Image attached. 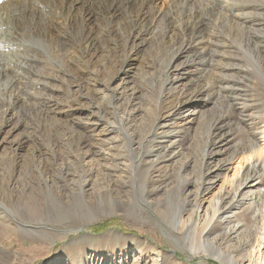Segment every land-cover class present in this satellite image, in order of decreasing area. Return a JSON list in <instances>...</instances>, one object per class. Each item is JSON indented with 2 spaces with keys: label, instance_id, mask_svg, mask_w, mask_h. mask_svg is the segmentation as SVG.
<instances>
[{
  "label": "rangeland",
  "instance_id": "rangeland-1",
  "mask_svg": "<svg viewBox=\"0 0 264 264\" xmlns=\"http://www.w3.org/2000/svg\"><path fill=\"white\" fill-rule=\"evenodd\" d=\"M164 1L160 0L158 4L161 6ZM197 1L196 6L182 5L178 13H181V18V15H185L190 10L200 12L207 20L205 26L202 27L205 30V38L209 40L210 36H213V39L215 38V47L211 46L208 48L211 50H207L206 52L199 51V53H196V56L193 54L190 58L186 57L174 62L175 57H172L173 54L168 52L165 55L166 51L164 49L168 48L169 45L167 46V44L171 42L175 44L177 40L178 43L175 44L176 48L183 42L184 38L181 37L182 31L180 28L174 30V28L168 26V23L163 22V25H159L154 33L147 37V43L133 55L135 61L123 80L112 85L113 90L118 94L122 93L125 102H129V126L123 127L121 121V123L115 126L120 131L122 139H125L122 141L125 147H118L120 142H117L119 138L116 133L108 137L106 133L103 134L101 127L95 128L83 134L85 137L81 139L82 150L78 154H81L82 158L85 157V159L78 162L76 149L80 147H77L74 143L75 140L69 139L73 132L68 131L65 125L57 123L54 118V110L52 111V109L47 108L41 102L43 97L37 95V98L41 97L39 100L40 104L38 99L35 98L36 95L33 96L35 99L32 96H24V100H22L24 102L20 101L14 107L12 101H8L9 95L4 93L6 86L12 84L13 80L11 81L9 77H3L2 80V76H0V81H2L0 82V127L5 119L9 122L13 121V126H16L17 123L21 125L20 129L14 134L12 125L6 128L5 133L8 132V134H4L0 140H6L7 142L23 137L24 140L27 139V144L25 151H20L21 154L25 155L29 148L31 149L35 146L42 160L45 157L49 159L46 161L48 163L45 162V172H43L42 177L28 181L27 175L29 172L27 170L23 172V168L19 167L15 171V174H11L12 178L10 180L7 179L4 182V180L0 179V190H2L0 191V217L5 226L9 228L15 227V231L0 229V231H5L9 234L6 235V239L0 238V264H136L137 262L140 264H152L154 261L157 264H229L226 259H220L215 254L210 256L189 252L191 238L188 240L185 235L186 233H180L170 225L174 212L180 211L181 214L184 213L185 218L196 203V193L200 183L199 178L202 175V171L205 170L203 169L202 162H205V155L208 150L214 149L215 152L219 151L222 154L227 147L225 142L228 140H230L229 146L231 147L240 143L246 137V132L242 129L241 121L248 117H252L253 119L259 111L258 105L262 104L264 108V45H261L264 41V25L261 26L262 29H257L260 28L258 23H254L255 26L252 27L256 30L254 34L255 42L260 43L257 46H261L262 49L259 50L260 47L256 49V45L252 49H248L246 44L248 43V39L246 36L243 37L245 35L243 31L251 25L252 20L259 19L264 23V0H231L229 2L231 3L229 4L231 17L228 15L229 17H225L226 19L219 17L222 12L208 10L207 5L211 0ZM236 6L237 8L242 7L239 9V12ZM257 9L258 11H256ZM242 10L244 14L241 18L245 17V21L241 18V21L234 18V14H241ZM125 21H120L122 23L118 26V30L120 31L109 36V39L107 35L99 34L101 37L105 36L107 42L101 43L102 47L95 58V61L98 63L95 72L97 70H103L104 72L105 68L100 63L108 62L109 55L116 58L119 63L123 62L124 59L128 60V54L122 53L121 45L124 39L118 37L123 29L131 27L129 21ZM91 26L94 27L95 23L92 22ZM109 26L111 30L113 26ZM212 32L213 35H211ZM235 32L237 33L235 34ZM73 42H76L75 38ZM26 44L29 47L28 55L36 57H42L43 55L42 58L45 56L44 59L48 64L61 72L63 71L62 73L66 78L71 76L67 71L65 73L62 60L53 55L50 57V54L53 53L52 48L41 39L27 41ZM98 46L100 47V45ZM225 46L227 49L224 48ZM111 49H114L113 53ZM33 50L35 54L32 53ZM256 51L259 54L261 52V54L259 55ZM20 56L14 55L12 58H2L0 67H8L10 62L19 60ZM47 58L50 62H48ZM194 58L200 64L198 68L205 69L204 71L198 73L195 69H177L178 65L181 67L187 65ZM234 65L238 68H235ZM229 66L232 67L229 68ZM169 71H176L175 73L178 72L183 77H187V81L182 83L185 84L184 86L189 93L190 91L201 90L202 87H205L204 90L208 92L206 99L208 101L211 100V102H195L193 104L195 114L190 115L187 112L185 113L186 116L179 115L178 110L181 108L179 102L182 99V101H185L186 96L182 95V91L177 92L180 89L174 91L166 89L165 73ZM102 82L107 84L106 77L102 79ZM64 84L67 86L66 83ZM60 86L62 84H59L58 87ZM217 86L219 88L222 87V89H219ZM78 90L79 87L74 85L72 87L73 95L70 96L69 93L67 94L60 89L62 95L60 93L61 96L59 97H57L59 94L54 95V104L58 103L60 105L63 103L62 105H66L67 102L71 101V98L74 99ZM84 94L89 95L86 90ZM68 97H70L69 101ZM84 98L81 97L83 100L82 104L88 102L86 107L91 109V115L87 117L86 114H83L81 118L84 120L80 123L88 126H93L92 123H96V121L100 122V124L111 122L112 116L110 115V111L114 105L118 107L120 104L115 103L112 105L110 103L106 109L101 107L103 110H97L98 102L92 100L90 102V98L88 97L86 100V96ZM121 102L125 104V102ZM8 109H13L11 110V115H9L11 111L6 113ZM161 116L169 117L170 119L165 122L164 127L168 126L167 129H169L170 127L180 126V124L183 125L184 123L183 129L185 132L183 131L179 151H176L177 153L179 152V156L165 158L164 152H161L159 155L160 160L157 162L154 161V158L146 155L145 151L148 152L156 149V144L160 142L159 137L155 136L162 132L158 130ZM185 117L186 120L182 121V118ZM222 117L226 118L224 123L219 125L222 128L221 130L217 129V127L216 130L209 129L210 124L215 122L216 125L217 119H222ZM208 120H210V124L206 122ZM127 130L128 132L125 133L124 131ZM127 134L133 137L130 138ZM220 139L222 140L221 143ZM139 143L141 146H139ZM128 145L130 147H127ZM132 149L134 152H132ZM10 152H12L10 147L6 145L0 148V174L2 173L0 178L3 177V179L4 175H8V170H6L8 167L5 162ZM199 154H202L203 158ZM218 154L208 162V166L213 169L216 168L218 161L222 158ZM134 155L137 157V160ZM121 163L131 165V171L129 172V169L125 166H120ZM82 166L83 171L87 172L85 179L90 182L91 192L100 186L120 192L123 197H121L122 201L129 205V207L111 214V202L108 196L106 197L107 201L104 199L106 206L101 210L97 206L99 203L96 199L97 197L90 200L87 204L88 207L86 205L82 207L81 201H74L72 193L68 196L67 194L72 188L78 190V186L73 184V181L77 180H74L73 177H76L75 175L82 169ZM233 173L234 171L230 175H233ZM260 176L263 182L264 172ZM60 177H67L69 181L66 180L67 182H65ZM93 186L94 190L92 189ZM34 188L36 189L34 190ZM49 188L56 191L60 190L64 194L66 193L68 198L63 197L62 206L60 202L52 197ZM3 190L7 192L5 197ZM76 194L78 195V193ZM31 197L33 198L30 199ZM112 198H116V196L113 195ZM35 201H38L39 204ZM70 203L71 205H69ZM166 203L170 204L169 209H166V206H164ZM249 208L248 206H243L241 209H235L231 212L228 219H223L224 223L221 221L222 219H219L215 223L214 234L211 238L216 237L220 232L227 231L228 233V229L231 230L234 227L240 226L239 233H241V236L233 234L234 236H231L232 240L230 244L228 242L226 246L234 245L237 241H244L245 236L254 231L253 226L255 227L256 224L254 209ZM106 226L108 227L107 230H110L108 232L106 230V233L101 235L103 232L100 229ZM86 232L92 234L84 235ZM114 232L123 236L121 237ZM126 236L128 238L132 236L137 237L146 244L143 248H135V246L128 243ZM251 250L252 248L244 247L237 249L235 252L246 257L244 264H250L249 255ZM256 259V256H253L251 264H255Z\"/></svg>",
  "mask_w": 264,
  "mask_h": 264
},
{
  "label": "bare ground",
  "instance_id": "bare-ground-1",
  "mask_svg": "<svg viewBox=\"0 0 264 264\" xmlns=\"http://www.w3.org/2000/svg\"><path fill=\"white\" fill-rule=\"evenodd\" d=\"M159 1L160 0H5L0 4V61L3 60L4 58L5 59L12 58L14 55L17 56L21 55L19 60L17 59L14 60L15 62H10L8 67H2V66L0 67V76H2V80L3 77L5 78L9 77L11 81L13 80L12 84L6 86V89L4 91V93L9 95L8 101L11 100L12 104H14L15 107L20 103V101L24 100V96L33 97L36 95L35 98H37V95L39 96L41 95L43 97L41 102L45 104L47 108L52 109V111L54 110L55 112L54 118L56 119L57 123L65 125L68 131L73 132L72 135H70L69 139L75 140L74 143L77 145V147H80V148L76 147L78 162L83 161L85 159V157L82 158L81 154L80 155L78 154V152L80 153V150H82L81 139L85 137L83 136V134L95 128L101 127L103 134L106 133L108 137L116 133L117 137L119 138L117 142L119 141L121 144V145L118 144V147L119 146L125 147V145H123L122 142L125 139H122L120 135L121 133H119L120 131H118L115 128V126L116 124H119L121 122L123 123L122 124L123 127L129 126L130 124L129 102H125L124 95L122 93L118 94L117 92H115L112 88V85L117 84L119 81L123 80L127 71H129V68H131L132 63L135 61L133 55H135V53L139 51L140 48L147 43V37L153 34L154 31L159 27V25H163L164 24L163 22L168 23V26L174 28V30L176 28H180V30L182 31L181 37L184 38L183 42H181V44L175 48L176 46L175 44L178 43L176 40L175 44L172 42L170 44H167V46L169 45L168 46L169 49L167 47L166 50L164 49V51H166L165 55L168 52H171L173 54L172 57H175L174 62H176L178 59L181 60L186 57L190 58V56H192L193 54H195L196 56V53L197 52L199 53V51L206 52L207 50H211L208 49L211 46L215 47L214 45L215 38L213 39V36H210L209 40L205 38L206 36V34L204 33L205 30H203L202 27L205 26L207 20L203 17L202 14H200V12H198L197 10L195 11L190 10L187 11L185 15H181L182 16L181 18H180L181 13L180 14L178 13L182 5L186 4L189 6H196L198 3L197 0H165L161 6L158 4ZM230 1L231 0H211L207 5V8L208 10H213L214 12H222L220 14L221 16L219 17L226 19L225 17L230 15V5H229L231 4L229 3ZM237 6L236 9H238L239 12V9H241L242 7L237 8ZM256 11H258V9ZM243 14L244 11L242 10L241 14H234V18L238 20L241 17H243ZM241 19L242 20L244 19L245 21V17ZM121 20H126V21L128 20L131 25L130 28H125V30L123 29L118 36L121 37V39H124V42H122L121 45L122 53L123 52L127 53L129 58L128 60L124 59L123 62L119 63L118 60H116V58H113L111 55H109L108 62L100 63L105 68L104 72L103 70L102 71L97 70L96 73L95 70L96 67H98L97 66L98 63L95 61V58L96 56H98L97 53L99 49H101L102 47L101 43L107 42L106 37L102 36L104 37L102 38L100 35L101 34L107 35L109 39V36H112V34H114L115 32L118 33L120 31L118 30V26L122 24L120 23ZM92 22L95 23V26L94 27L91 26L92 27L91 28L90 25ZM254 23L256 24L258 23V26H260V28L257 29H262L261 26L264 25V23L259 19L252 20L251 25L248 28H245L246 30L243 31L245 34L243 35V37L246 36L248 39V43L245 42L247 44L248 49H252L256 45L255 48L257 49L260 47L259 48L260 50L262 49L261 46H257L260 43L255 42L256 40L254 34L256 30L252 28L255 26ZM125 24L127 25V23ZM109 25L113 26L111 30L109 29L110 27ZM235 25L237 24L235 23ZM173 33L175 32L173 31ZM236 33L237 32H235V34ZM211 35H213V32ZM74 38L76 42H73ZM38 39H41L43 42H45V44H48V46L52 48L53 53L50 54V57L51 55H53L54 57L62 60L65 73L67 71L71 75L69 78L65 77V75L62 73L63 71L61 72L60 70H57L56 68L48 64L44 59L45 56L44 58H42L43 55L41 57L40 53H39L40 57L28 55L29 47L26 46L27 41H33V40L35 41ZM180 40L182 41V39ZM238 42L240 41L238 40ZM98 45H100V47ZM261 45H264V41L261 43ZM224 48H226V46ZM32 53L35 54L34 50ZM115 53H117V51H115ZM48 62H50L49 59ZM198 66H200V64L194 58L191 59L187 65H183L182 67L178 65L177 69L180 70H184V68L186 69L189 68V70L195 69V71L198 73L205 70L198 68ZM230 67L232 66H229V68ZM234 67L238 68L235 65ZM175 72L174 71L171 72L169 71L166 73L164 72L166 74V80H165L167 83L166 89L173 91L176 89H180L177 92L182 91V95L186 96L185 101H182L183 100L182 99L179 102L181 107L178 110L179 115L186 116L185 113L187 112L190 115L195 114L193 110L195 107L193 104L195 102L202 103L208 101V99H206L208 92L207 90H204L205 87H202L203 89L201 88V90L200 89L196 91L194 90L192 92L190 91L189 93V91H187V88L184 86L185 84L182 83L184 81H187V77H183L180 73L178 72L175 73ZM105 77L107 79V84H104L102 82V79H104ZM64 83H66L67 86H65ZM59 84H62V86L58 87ZM74 85L79 87V90L77 94L74 96V99L71 98V101H69L70 97H68L69 102L65 101L67 102V104L65 103L66 105H62L63 103L60 105L58 103L54 104L53 101L55 100L54 95L59 94L60 89H62L67 94L69 93V95L71 96L73 95L72 87ZM197 86L199 85L197 84ZM217 87L219 88V86ZM210 88L212 89L213 87ZM219 89H222V87ZM85 90L88 91V94L90 96L84 94ZM60 94L57 95V97L62 95ZM84 96L87 97L86 100L89 97L90 102L92 100L100 104V105L97 104L98 106L96 107L97 110L106 109V107H108L110 103H112V105L115 103L118 104L120 103L118 107L114 105L112 110L110 111V115L112 116L111 122L108 123L104 122L100 124V122L96 121V123H92L93 126L81 124L80 122L84 120L83 118H81L83 114H86L87 117L91 115V109L86 107V104L88 102L82 104L83 100L81 99V97L85 99ZM37 99L39 101L41 97L40 98L38 97ZM121 101L125 102V104H122ZM208 102H211V100H209ZM101 107L103 109H101ZM258 109L259 111L257 112L256 116L253 117V119L252 117H248L241 121L242 129H244L246 132V137L243 140L241 139L242 141L240 143H237L234 146L232 144L233 147L229 146L230 140L227 141V139H225L227 141L225 142L227 146L226 149H224L225 147L223 148L224 151L223 153L221 152L222 154H220L219 151L218 152L216 151L217 153L220 154V157L222 158H220V160L218 159L219 160L218 164L214 169L208 166V162L214 159L217 153L214 151V149L208 150L207 154L205 155L206 160L205 162H202L203 169L205 170L202 171V175L199 178L200 183H199V189L196 193V203L193 205L192 210L185 218L183 215L184 213L181 214L180 211L179 212L176 211L173 214L172 217L173 220L171 221L170 226L180 233L181 232L183 234L186 233L185 235L187 236L188 240L191 238V246H189V250H190L189 252L191 253L199 254V255H210V256L212 254H215L220 259L223 260L226 259V261H228L229 264H244L246 257L240 255L235 251H237V249L239 248L242 249L244 247H248V248H252L250 255L247 253L250 257V264L252 262L253 256H256L257 258L255 264H264V186H263L264 181L262 182V178L260 176L262 172H264V108L262 107V104L258 105ZM11 110L10 109L6 110V113L10 112ZM11 113L12 111L10 112L9 115H11ZM169 117H164V116L160 117L161 120L158 125V130L162 132L156 134L155 136V137H159L160 139V142L156 144L157 146L156 149H152L148 152L145 151L146 155L154 158V161L157 162H159L160 160L159 155L161 154V152H164L165 158L168 157L174 158L176 157V155L179 156L178 154L179 152L177 153L176 151H179L178 149L181 146L182 135L185 132L183 129L184 123L183 125L180 124V126L182 125L181 127L174 126L167 129L168 126L164 127L165 126L164 124L165 122L170 120ZM225 118L223 117L222 119L218 118L216 125L215 122L214 123L211 122L212 124H210L209 123L210 120L206 122L210 124L209 129L212 128L216 130L217 127V129L221 130L222 128H220L221 126L219 125H222L224 123ZM184 120H186V117L182 118V121ZM12 122L13 121L9 122L7 121V119H5L4 123H2L0 127V139L4 134H8V132L5 133V131L6 128L10 127L11 125L14 129L13 134L20 129L21 125L19 123H17L16 126H13L14 124H12ZM124 132L127 133L128 130ZM127 136H130V138L133 137L128 134ZM26 140H24L23 137H20L17 140L15 138V140L7 141V142L6 140L5 141L0 140V148L3 145H6L10 147V150L12 151L10 152L9 156L6 157V162H5L8 167V169H6L8 170L7 173L8 175L6 176L4 175V179L3 177L0 178L4 180V182L7 179L10 180L12 178L11 174H15V171H17L19 167L23 168L22 169L23 172L25 170L29 172L27 175L28 181H32L38 177L43 176V172H45V164L48 163L46 161L49 159L45 157V159L42 160V157L38 155L37 153L38 150L35 148V146L32 147L31 149L29 148L25 155L21 154L20 151H25V147L27 144ZM221 142L222 140L220 141V143ZM139 146H141L140 143ZM13 147H15V149H13ZM127 147L130 146L128 145ZM230 147L231 149H229ZM12 149L14 150V152ZM51 150L53 151V149ZM132 152H134L133 149ZM202 154L204 156L203 151ZM202 154L201 155L199 154L201 158H203ZM135 159L137 160V157H135ZM121 165L122 167L125 166L126 168H128L129 172L131 171V165L129 164L127 165L126 163L123 164L121 163L120 166ZM81 168L82 169L77 173V175H75L76 177L72 176L74 180H77V181H73V184L75 186H78L77 187L78 190L72 188L67 194L69 196L72 193V195L74 196L72 197L74 201L77 200L81 201L83 204L82 207H84V205L87 206L90 200L97 197L96 199L99 202L97 206L98 209L101 210L104 206H106L105 200L106 197L108 196V199H110L111 202V206H110V209L112 210L111 214L117 213V211L124 210L129 207V205H127L124 201H122L121 199L122 196L120 192L102 186L98 187L96 190H94V186H93L92 189L94 191L91 192L90 182L86 181L85 179L87 172L83 171V166ZM232 171H234V173L233 175H230ZM60 178L62 180L64 179L65 182L69 181L67 180L68 179L67 177L66 178L60 177ZM36 188H34V190ZM49 189L52 197H54L56 201L60 202L62 206L64 201L63 197L64 198L67 197L66 193L64 194L60 190L56 191L55 189L52 188ZM3 192L5 197V194H7V192L5 190H3ZM76 193H78V195ZM113 195H115L116 198H112ZM32 198L33 197H31L30 199ZM228 200L230 201L228 202ZM184 203L186 202L184 201ZM37 204H39V202ZM69 205H71V203ZM164 206H166V209L170 208V204L168 203L164 204ZM243 206H248L254 209V212L256 214V218H255L256 224L255 227L253 226L254 231L249 235L247 234L245 236L244 241L241 242L237 241L236 243H234V245H228V246H226V244L228 242L230 244V241L232 240L231 236H234L233 234H237L241 236V233H239V230L241 229L240 226L234 227L231 230L228 229V233L227 231H223V233L220 232L216 237L211 238L214 234L215 223L219 219H222L221 221H223V219H228L231 212H233L235 209H241ZM79 217L81 216L79 215ZM3 223L4 222L0 217V229L2 228L3 230L8 229L9 231L10 230L15 231V227L9 228L8 226H5V224ZM229 231H231L230 234ZM7 234L8 232L0 231V238L6 239L5 237H7L6 236ZM115 234L121 236V234L119 233H115ZM84 235H91V234L86 232ZM126 238L128 237L126 236ZM127 241L128 243L132 244V246H135V248H143V246L146 244L143 240L133 236L128 238ZM136 264H140V263L137 262ZM152 264H157V263H155L154 261V263Z\"/></svg>",
  "mask_w": 264,
  "mask_h": 264
},
{
  "label": "trees",
  "instance_id": "trees-1",
  "mask_svg": "<svg viewBox=\"0 0 264 264\" xmlns=\"http://www.w3.org/2000/svg\"><path fill=\"white\" fill-rule=\"evenodd\" d=\"M107 229H108V227L106 226V227H104L103 229L101 228L100 231L104 232V231H106Z\"/></svg>",
  "mask_w": 264,
  "mask_h": 264
},
{
  "label": "water",
  "instance_id": "water-1",
  "mask_svg": "<svg viewBox=\"0 0 264 264\" xmlns=\"http://www.w3.org/2000/svg\"><path fill=\"white\" fill-rule=\"evenodd\" d=\"M110 230V229H109ZM109 230H107V232L109 231ZM106 233V231L105 232H103L101 235H104ZM89 234H92V233H89Z\"/></svg>",
  "mask_w": 264,
  "mask_h": 264
}]
</instances>
